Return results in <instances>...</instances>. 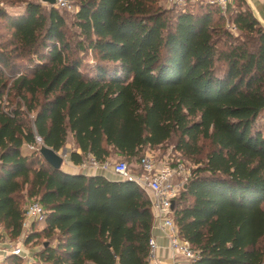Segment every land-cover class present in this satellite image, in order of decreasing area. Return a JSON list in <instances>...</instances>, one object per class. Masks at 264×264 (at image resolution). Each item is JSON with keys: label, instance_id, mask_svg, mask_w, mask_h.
<instances>
[{"label": "trees", "instance_id": "obj_1", "mask_svg": "<svg viewBox=\"0 0 264 264\" xmlns=\"http://www.w3.org/2000/svg\"><path fill=\"white\" fill-rule=\"evenodd\" d=\"M70 1L68 21L41 0H0L7 239H19L33 200L45 222L25 239L39 247L32 264H148L152 213L140 187L55 170L28 147L39 138L59 152L71 140L74 165H136L175 142L194 168L174 219L201 253L195 264H264V25L248 1Z\"/></svg>", "mask_w": 264, "mask_h": 264}, {"label": "built area", "instance_id": "obj_2", "mask_svg": "<svg viewBox=\"0 0 264 264\" xmlns=\"http://www.w3.org/2000/svg\"><path fill=\"white\" fill-rule=\"evenodd\" d=\"M212 3L226 8L229 0H210ZM187 0H168L170 7H183ZM55 9L71 12L74 6L70 0H55ZM37 146H29L31 151H39L42 144L36 139ZM157 157L146 153L138 162L136 169L132 171L126 162L111 164L110 160L98 163L94 159L84 161L77 166L79 171H91L110 173L117 181H131L140 187L148 196L152 213L151 235L148 242V264H195L201 253L193 248L191 243L181 238L179 229L174 219V205L176 199L183 192L185 186L193 177V167L189 166L176 154L162 155ZM45 211L37 201H30L25 209L22 223V234L16 243H12L5 233H0V263L7 257L15 256L23 261V264H32L38 248L32 249L25 244L34 224H44ZM159 232L168 241L171 252L169 260L159 258L154 233ZM7 239V240H2Z\"/></svg>", "mask_w": 264, "mask_h": 264}, {"label": "crops", "instance_id": "obj_3", "mask_svg": "<svg viewBox=\"0 0 264 264\" xmlns=\"http://www.w3.org/2000/svg\"><path fill=\"white\" fill-rule=\"evenodd\" d=\"M187 1L194 2L197 0H187ZM247 1H248V4L250 5L251 9L255 13L256 17L258 18V20L264 25V0H247ZM67 149H68L69 154L71 151L74 150V147H73L71 140L67 144ZM76 152L80 153L79 151H76ZM67 158H68V164H66L67 166L63 165L64 168H61V170L65 173L83 174L86 176H102V177H105L106 179H108L110 181H117V178L110 173H103V172L96 173L95 172V174H93L91 171H86V170L85 171H79L76 169L77 166H75L73 163L70 162L69 155ZM136 166H137V164L135 165V167ZM37 225L42 226L40 229H42L44 226V224H37ZM0 233L3 234L4 231L2 229H0ZM154 237H155V241H156L157 245L159 246V249L157 252L158 257L169 260L171 258V252L168 248L167 239L162 234H160L159 232H155ZM2 240H7V239H2ZM32 249H36V248H32ZM87 264H92V263H87Z\"/></svg>", "mask_w": 264, "mask_h": 264}, {"label": "water", "instance_id": "obj_4", "mask_svg": "<svg viewBox=\"0 0 264 264\" xmlns=\"http://www.w3.org/2000/svg\"><path fill=\"white\" fill-rule=\"evenodd\" d=\"M43 4H46L52 8H54L55 0H41ZM40 157L53 169L62 171L61 168L65 159L68 157L66 149H63L60 153L53 151L52 149L46 147L45 145H41L38 151ZM187 185L185 189H187Z\"/></svg>", "mask_w": 264, "mask_h": 264}, {"label": "rangeland", "instance_id": "obj_5", "mask_svg": "<svg viewBox=\"0 0 264 264\" xmlns=\"http://www.w3.org/2000/svg\"><path fill=\"white\" fill-rule=\"evenodd\" d=\"M44 6L45 7H47V5H45L44 4ZM242 6V5H241ZM165 8H174V7H170L169 5H167L166 3H165ZM75 12V9L73 10V11H71V12H67V11H64V13H65V17H66V19L69 21L70 20V17L72 16V14ZM70 142V141H69ZM175 142H172L170 145H166L165 147H163L162 149H160V151L158 152V151H156V152H150V151H147L146 153H150V154H152V155H155L157 158L156 159H158L159 157H162V155H169V154H176V151H175ZM66 151H67V154L69 155V152H68V149L66 148ZM61 151H59L58 153H60ZM145 153V154H146ZM144 154V155H145ZM121 161H123V162H126L124 159H122V158H118V157H113L111 160H110V162H111V164H115V163H117V162H121ZM66 164H68V158H66L65 159V162H64V166H67ZM127 164H128V166H129V168L130 169H132V168H134V166H135V163H134V160H131V161H128L127 162ZM64 166H62V168H64ZM34 226H35V229L36 230H39L42 226L41 225H36V224H34ZM12 243H16V241H11ZM34 248H38L39 249V247H34ZM1 264V263H0Z\"/></svg>", "mask_w": 264, "mask_h": 264}]
</instances>
